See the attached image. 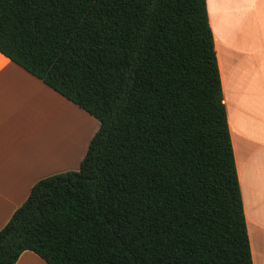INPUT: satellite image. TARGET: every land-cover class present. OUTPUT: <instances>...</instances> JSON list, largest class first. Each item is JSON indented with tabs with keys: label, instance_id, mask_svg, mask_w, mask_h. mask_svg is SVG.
I'll return each instance as SVG.
<instances>
[{
	"label": "trees",
	"instance_id": "16d2710c",
	"mask_svg": "<svg viewBox=\"0 0 264 264\" xmlns=\"http://www.w3.org/2000/svg\"><path fill=\"white\" fill-rule=\"evenodd\" d=\"M0 53L99 121L0 264H252L206 0H0Z\"/></svg>",
	"mask_w": 264,
	"mask_h": 264
},
{
	"label": "crops",
	"instance_id": "0c3cea01",
	"mask_svg": "<svg viewBox=\"0 0 264 264\" xmlns=\"http://www.w3.org/2000/svg\"><path fill=\"white\" fill-rule=\"evenodd\" d=\"M206 6L252 264H264V0ZM76 107L0 53V230L34 184L55 173L59 148L74 145L76 134L64 142ZM15 264L46 263L25 251Z\"/></svg>",
	"mask_w": 264,
	"mask_h": 264
},
{
	"label": "rangeland",
	"instance_id": "374dc122",
	"mask_svg": "<svg viewBox=\"0 0 264 264\" xmlns=\"http://www.w3.org/2000/svg\"><path fill=\"white\" fill-rule=\"evenodd\" d=\"M77 111H81V110H78V108L76 107V113L73 115L74 128H68L67 136L69 137V139L67 138V140L64 143L71 142L70 140L74 136V134H76V141L72 147L70 146L68 149H64L67 150L64 151L65 153L62 152V148H59L58 150V152H60L59 162L57 168L55 167L56 169H53L55 170L53 171L55 173H53L50 176L62 174L70 171H75V172L78 171L79 165L87 151L89 141L91 140V138L94 136V134L97 132L99 128L98 120L89 116L85 112H81L82 113L81 114ZM62 114L63 113H60V115ZM68 117L71 118L72 116H68ZM60 135L61 133L59 134L58 137H60ZM61 140L62 138H58L60 144H61Z\"/></svg>",
	"mask_w": 264,
	"mask_h": 264
}]
</instances>
